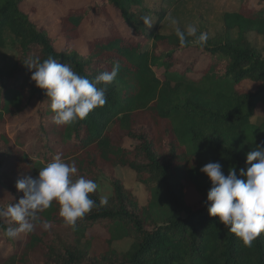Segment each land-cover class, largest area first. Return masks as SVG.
I'll list each match as a JSON object with an SVG mask.
<instances>
[{
  "label": "trees",
  "instance_id": "16d2710c",
  "mask_svg": "<svg viewBox=\"0 0 264 264\" xmlns=\"http://www.w3.org/2000/svg\"><path fill=\"white\" fill-rule=\"evenodd\" d=\"M25 1L0 0V57L6 33L17 40L12 60H0V125L35 102L38 126L15 141L0 136V209L23 197L18 180L38 176L57 154L75 162L76 178L97 182L103 175L112 194L75 230L64 225L55 201L40 213L51 228L37 224L24 240L6 237L16 225L0 219V264H264V234L245 247L218 217L209 216L211 182L200 171L219 162L225 175L231 168L239 173L248 152L264 145V119L251 123L256 107L264 106V54L248 40L249 34L264 36V0H237L204 48L181 47L176 34L158 33L166 11H149L147 0H88L60 18V49L23 11ZM155 1L154 7L161 4ZM143 16H152L151 29ZM84 22L100 28L86 51L78 52L71 42ZM49 56L89 80L119 62L106 104L73 125L54 124L50 100L26 65ZM245 81L255 89L244 88ZM29 132L33 146L26 151ZM116 167L132 170L147 188L145 206L124 188ZM190 189L199 197L194 205L187 202ZM91 198L99 205L97 191ZM97 226L109 238L87 234ZM123 237L131 244L117 251L113 243ZM3 246L10 248L7 254Z\"/></svg>",
  "mask_w": 264,
  "mask_h": 264
},
{
  "label": "clouds",
  "instance_id": "9594fccd",
  "mask_svg": "<svg viewBox=\"0 0 264 264\" xmlns=\"http://www.w3.org/2000/svg\"><path fill=\"white\" fill-rule=\"evenodd\" d=\"M141 19L147 29L152 28L149 16ZM169 20L174 26L178 23L175 18L169 17ZM175 33L181 47L204 48L209 38L206 32L198 33L194 24L187 25L186 30L176 27ZM26 65L32 72L31 81L45 90L54 113L52 122L58 126L85 120L95 109L103 107L107 102V86L120 72L119 62H115L110 72H101L89 80L51 56L43 61L38 57L31 59ZM77 171L75 162L67 163L57 154L39 170L38 176L18 180L16 188L23 192V197L15 205L0 209V219L16 225L7 228L5 236L15 238L22 233H32L37 224L49 230L50 222L41 221L40 213L52 207L54 201L60 206L59 216L64 225L73 230L93 208L106 206L107 197H102L99 205L91 198L98 188L97 183L82 176L76 178ZM200 171L211 182L205 201L209 216L218 217L243 246L252 247L253 241L264 234V145H256L248 152L245 167L239 173L231 168L225 175L219 162H210Z\"/></svg>",
  "mask_w": 264,
  "mask_h": 264
},
{
  "label": "rangeland",
  "instance_id": "374dc122",
  "mask_svg": "<svg viewBox=\"0 0 264 264\" xmlns=\"http://www.w3.org/2000/svg\"><path fill=\"white\" fill-rule=\"evenodd\" d=\"M88 0H26L22 6L24 12L29 13L32 20L40 27L47 30L49 36L56 40V47L62 48L64 40L60 36V18H62L69 9L78 8L84 5ZM157 2L155 0H147L146 5L148 10L166 11V18L156 28L160 34H176L175 28L179 27L181 30H186L187 25L194 24L198 28V32H206L209 37L221 31V18L226 10H234L238 6L237 0H161V4L157 7L153 5ZM152 20V16H149ZM169 17L177 20V25L170 23ZM116 18V17H113ZM115 20V19H114ZM153 22V21H152ZM154 26V22H153ZM152 26V27H153ZM95 28V29H94ZM91 27L88 22H84L80 27V37L78 40L71 42V46L78 52L86 51V43L88 39L94 36L98 31V27ZM248 40L252 46L258 48L264 54V36L249 34ZM5 41L7 44L6 49L2 50L0 60L10 62L14 57V45L17 40L6 33ZM243 87L248 90H254L255 83L248 81L243 82ZM37 104L31 103L20 115L12 122L6 125H0V136L5 135L12 141H15L25 129H33L38 126L36 117ZM264 119V106L259 105L256 107L255 113L251 118L253 125L259 124ZM26 151H29L33 146V139L31 132L24 138ZM28 149V150H27ZM116 177L122 182L124 188L129 191L136 199L140 206H145L148 198V190L145 186L141 185L136 178L135 173L122 167L114 169ZM97 192L102 197L109 198L112 190L109 186L107 179L102 175L97 180ZM199 197L197 193L190 189L187 194V202L191 205L197 203ZM88 235H94L100 239L109 238L108 232L100 227H94L87 232ZM18 240H24L25 234H19L15 237ZM131 244L128 237H123L113 243V247L117 251H125ZM8 246L1 247L4 254L9 252Z\"/></svg>",
  "mask_w": 264,
  "mask_h": 264
}]
</instances>
